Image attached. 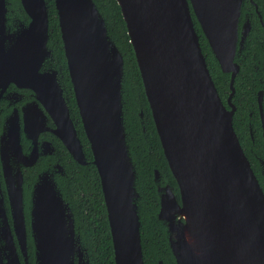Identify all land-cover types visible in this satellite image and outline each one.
I'll return each mask as SVG.
<instances>
[{"label":"water","instance_id":"1","mask_svg":"<svg viewBox=\"0 0 264 264\" xmlns=\"http://www.w3.org/2000/svg\"><path fill=\"white\" fill-rule=\"evenodd\" d=\"M19 1L30 21L17 33H9L5 27L6 0H0V44L1 35H9L11 42L6 50L0 46V82L32 89L55 125L52 133L73 160L84 166L83 146L57 81V70L41 72L51 54L46 2ZM116 1L157 135L178 187V193L169 184L157 187V218L163 223L176 264H264V193L233 127V83L239 72L235 58L251 28L245 19L239 29L243 0ZM54 5L76 106L100 179L114 263L144 264L136 171L123 123V56L108 36L92 0H54ZM254 7L262 22L256 4ZM192 15L221 72L230 76L226 105L209 73ZM261 98L260 94L264 140ZM154 174L157 181L158 171ZM18 185L11 208L23 248L26 232ZM184 199L196 206L193 209L204 224L208 262L193 258L187 246V221L177 214ZM31 233L35 264H80L86 255L70 208L46 173L33 189ZM12 253V264H20L14 250Z\"/></svg>","mask_w":264,"mask_h":264},{"label":"trees","instance_id":"2","mask_svg":"<svg viewBox=\"0 0 264 264\" xmlns=\"http://www.w3.org/2000/svg\"><path fill=\"white\" fill-rule=\"evenodd\" d=\"M9 1L13 8L20 9L19 0ZM92 1L104 19L108 36L123 56L121 80L123 123L126 144L136 171L135 189L139 195L136 204L140 221L143 263L158 264L159 261H162L164 264H176L163 223L157 218L160 208L157 187L169 184L178 193L177 183L169 170L157 135L120 7L116 0ZM45 2L48 10V46L52 51L63 95L67 100L70 116L83 146L87 162L84 166L77 164L63 144L55 138L59 144V151L57 157H50V161L60 163L64 169V175H56L54 180L73 215L75 233L79 239V245L88 257L89 264H115L100 179L96 167L92 164V152L76 106L54 0H45ZM253 2L257 6L262 22L255 11L254 4L250 0H243L241 22L246 14L251 28L244 48L238 52L235 58V62L239 65V73L233 83L235 94L232 103L236 107L233 114V127L242 148L250 146L253 151L260 153L263 152L264 142L257 92L258 90L263 91L262 109L264 113V0H253ZM21 15L20 19H24L27 23V15L23 11ZM192 19L209 73L222 102L226 105V99L230 93V76L221 72L193 15ZM140 113H142V117H140ZM42 160L37 163L34 169L39 170L45 167L46 159ZM155 171L159 173L157 181L155 180ZM31 173L32 171L26 174L27 181L33 178L34 174ZM256 173L258 172L256 171ZM260 185L264 192L262 181ZM29 253L30 264H33L30 240Z\"/></svg>","mask_w":264,"mask_h":264},{"label":"flooded vegetation","instance_id":"3","mask_svg":"<svg viewBox=\"0 0 264 264\" xmlns=\"http://www.w3.org/2000/svg\"><path fill=\"white\" fill-rule=\"evenodd\" d=\"M22 11L25 13L22 6L20 9L13 8L11 2L6 0L5 27L9 33H17L26 27L30 21L28 18V22L25 23L24 19H20ZM245 19L249 20L246 14L242 22L240 21L239 29H241V25ZM1 36L2 48L6 50L11 43L9 35ZM247 37L248 35L245 38L242 49ZM48 49L51 51L49 46ZM55 68L56 63L51 51L50 56L43 64L41 72L49 73L56 70ZM56 78L60 84L58 70ZM260 94L263 98L262 90H258L257 92V104ZM42 115L44 119H42ZM54 128L53 121L44 110L37 94L32 89L18 87L14 83L5 84L4 82H0V264H12V250H14V254H16L20 264H30L29 240L32 244V261L35 264L34 242L31 233L33 189L44 173L48 174L53 180L56 175H64L62 165L58 162L50 161V157H57L59 151V144L55 141V138H58L51 131ZM242 150L250 163L259 185L262 181V185L264 186V149L263 152L257 153L250 146H245ZM42 159H46L45 167L39 170L34 169L37 163L43 161ZM26 162L32 164L28 166L25 165ZM30 171L34 175L31 180L27 181L25 176ZM18 183V187L21 189L26 232L25 246L23 248H21L15 233L11 208V197L15 194L14 190L17 188ZM86 258L88 259L87 255Z\"/></svg>","mask_w":264,"mask_h":264},{"label":"bare ground","instance_id":"4","mask_svg":"<svg viewBox=\"0 0 264 264\" xmlns=\"http://www.w3.org/2000/svg\"><path fill=\"white\" fill-rule=\"evenodd\" d=\"M195 207V205L188 203L184 199V207L180 209L177 214H180L181 217L187 221L184 235L193 258L208 262L207 235L203 228L204 224L199 218V214L193 209Z\"/></svg>","mask_w":264,"mask_h":264},{"label":"rangeland","instance_id":"5","mask_svg":"<svg viewBox=\"0 0 264 264\" xmlns=\"http://www.w3.org/2000/svg\"><path fill=\"white\" fill-rule=\"evenodd\" d=\"M86 263H87V258L86 255L84 254L83 261L80 264H86ZM75 264H78L77 261H75Z\"/></svg>","mask_w":264,"mask_h":264}]
</instances>
